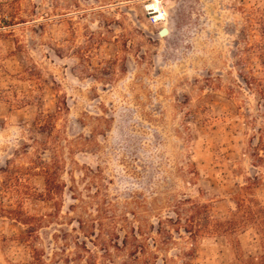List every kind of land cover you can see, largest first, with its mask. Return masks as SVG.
<instances>
[{
	"label": "rangeland",
	"instance_id": "374dc122",
	"mask_svg": "<svg viewBox=\"0 0 264 264\" xmlns=\"http://www.w3.org/2000/svg\"><path fill=\"white\" fill-rule=\"evenodd\" d=\"M263 15L264 0H0V264L264 257L253 221L185 231L192 204L225 221L240 198L264 222V106L240 76L263 70Z\"/></svg>",
	"mask_w": 264,
	"mask_h": 264
},
{
	"label": "trees",
	"instance_id": "16d2710c",
	"mask_svg": "<svg viewBox=\"0 0 264 264\" xmlns=\"http://www.w3.org/2000/svg\"><path fill=\"white\" fill-rule=\"evenodd\" d=\"M261 29L262 37L260 39V43L256 45L255 49L257 50L258 56L262 59L263 70H261L257 75L250 74V76H246L242 73L240 76L250 90L256 91L261 96L264 106V23L261 24ZM262 141H264V139ZM256 157L258 162H262L264 160L261 156ZM45 173L47 175L46 185L48 187V194L50 197H53L60 189V185L58 182H56L54 174L51 172L50 168H47ZM239 200L238 213L229 220L225 221L214 220L211 217L210 210L206 205L192 204V214L186 220L187 226L185 228L186 233L190 235V239L196 243L198 238H200L203 234H231L236 232L238 227H245V225L251 221H253L256 226L261 224L264 225V222L260 221L258 212L256 213L255 208L248 204L250 201L242 198ZM259 208L261 207L257 205L256 209ZM177 213L179 217H181V212L178 211ZM181 220L182 218L180 221ZM260 231H262L264 234V228H260ZM263 258V256L261 258H250L248 260H243V263L252 264L253 262H259L260 260H263ZM183 264L191 263L185 262Z\"/></svg>",
	"mask_w": 264,
	"mask_h": 264
},
{
	"label": "water",
	"instance_id": "95a60500",
	"mask_svg": "<svg viewBox=\"0 0 264 264\" xmlns=\"http://www.w3.org/2000/svg\"><path fill=\"white\" fill-rule=\"evenodd\" d=\"M170 34V30L168 28H163L160 32H159V35L161 37H166Z\"/></svg>",
	"mask_w": 264,
	"mask_h": 264
}]
</instances>
